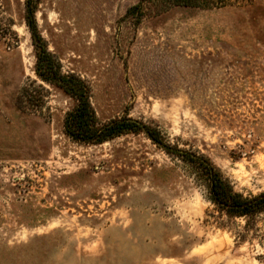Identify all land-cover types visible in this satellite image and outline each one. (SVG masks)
Segmentation results:
<instances>
[{"label":"rangeland","instance_id":"1","mask_svg":"<svg viewBox=\"0 0 264 264\" xmlns=\"http://www.w3.org/2000/svg\"><path fill=\"white\" fill-rule=\"evenodd\" d=\"M238 1L155 14L139 0H41L36 19L101 121L157 127L249 195L264 191V0ZM24 16L25 0H0L15 32L0 38V264H264V214L239 240L245 221L144 133L65 134L75 100L37 77ZM40 84L45 104L29 110L23 88Z\"/></svg>","mask_w":264,"mask_h":264},{"label":"trees","instance_id":"2","mask_svg":"<svg viewBox=\"0 0 264 264\" xmlns=\"http://www.w3.org/2000/svg\"><path fill=\"white\" fill-rule=\"evenodd\" d=\"M236 2L239 3L238 0H139L133 9L142 10L145 6L152 5L157 7L155 14H158L172 7L212 9ZM40 3L41 0H25L24 18L35 52L37 77L42 82L61 89L75 100L74 108L66 114L64 119L65 134L76 142L102 144L124 134L144 133L165 151L178 156L195 169L205 183L209 201L219 212L229 219L245 221L243 231L237 233L239 240H245L250 231H257L256 219L264 214V191L249 195L236 191L232 182L209 157L172 145L157 127L129 117L115 118L105 122L100 120L91 101L90 84L75 73H65L60 59L48 48L36 19ZM13 34L15 32L10 23L0 19V38ZM30 86L23 88L20 101L27 105V109L33 111L44 106L46 88L42 84L32 89Z\"/></svg>","mask_w":264,"mask_h":264}]
</instances>
